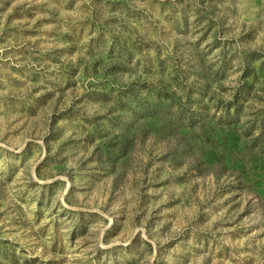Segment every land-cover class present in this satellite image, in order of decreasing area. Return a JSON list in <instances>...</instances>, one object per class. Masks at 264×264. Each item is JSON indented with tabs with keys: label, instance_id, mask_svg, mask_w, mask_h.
<instances>
[{
	"label": "rangeland",
	"instance_id": "rangeland-1",
	"mask_svg": "<svg viewBox=\"0 0 264 264\" xmlns=\"http://www.w3.org/2000/svg\"><path fill=\"white\" fill-rule=\"evenodd\" d=\"M0 264H264V0H0Z\"/></svg>",
	"mask_w": 264,
	"mask_h": 264
}]
</instances>
